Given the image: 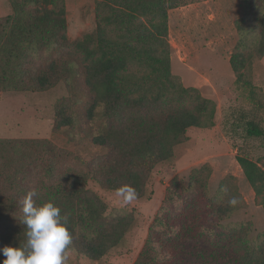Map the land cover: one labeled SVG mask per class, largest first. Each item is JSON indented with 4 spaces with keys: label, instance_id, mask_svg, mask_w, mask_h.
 Instances as JSON below:
<instances>
[{
    "label": "trees",
    "instance_id": "1",
    "mask_svg": "<svg viewBox=\"0 0 264 264\" xmlns=\"http://www.w3.org/2000/svg\"><path fill=\"white\" fill-rule=\"evenodd\" d=\"M185 1L96 0L95 31L71 42L66 0H9L13 13L0 16V93L43 92L64 81L69 96L55 105L53 130L77 129L105 152L85 159L48 138L0 137V248L26 242L21 201L35 191L37 204L51 200L67 216L68 250L101 259L138 212L110 208L88 184L111 191L131 185L144 198L154 168L173 157L187 131L216 124V103L172 77L168 12ZM242 1L229 62L252 107L233 111L224 126L243 139L264 138V102L249 75L264 57V0ZM237 160L264 208V169L247 155ZM210 175L203 165L188 184L170 180L133 264H264V230L251 236L252 223L230 222L244 205L234 177L212 197Z\"/></svg>",
    "mask_w": 264,
    "mask_h": 264
},
{
    "label": "rangeland",
    "instance_id": "2",
    "mask_svg": "<svg viewBox=\"0 0 264 264\" xmlns=\"http://www.w3.org/2000/svg\"><path fill=\"white\" fill-rule=\"evenodd\" d=\"M66 3L70 41L94 32L96 0H66ZM242 12V0H186L169 10L172 77L185 86L198 88L216 103V124L211 128L193 127L187 131L185 141L174 147L173 157L154 168L144 198L125 203L118 191L105 190L90 182L88 187L110 208L135 209L138 220L124 240L101 259L92 260L68 250L69 264H133L145 245L170 180L178 177L188 184L191 171L203 165L211 168L208 187L212 197L225 177H234L244 205L232 215L230 222L252 223L251 236L264 230V208L237 160L238 154H244L264 169V138L243 139L238 133H229L224 126L225 118L233 111L252 107L247 91L236 83L229 62L238 40L235 21ZM12 13L10 2L6 0L5 6L0 7V16ZM70 49L73 50V46ZM249 75L264 102V57L254 60ZM68 96L69 88L64 81L43 92H7L0 103V137L48 138L85 159L104 153L102 147L93 145L77 129L71 132L67 127L57 132L53 130L55 105ZM83 99L80 97L79 101ZM99 110L102 112L103 107ZM101 112L92 122L94 134L101 131Z\"/></svg>",
    "mask_w": 264,
    "mask_h": 264
},
{
    "label": "clouds",
    "instance_id": "3",
    "mask_svg": "<svg viewBox=\"0 0 264 264\" xmlns=\"http://www.w3.org/2000/svg\"><path fill=\"white\" fill-rule=\"evenodd\" d=\"M35 191H30L21 201L26 227V242L23 245H6L0 248L5 259L0 264H69L68 248L72 236L67 227V216L51 200L37 204ZM125 203L135 200L137 193L131 185L118 189ZM236 204L235 198L229 201Z\"/></svg>",
    "mask_w": 264,
    "mask_h": 264
},
{
    "label": "crops",
    "instance_id": "4",
    "mask_svg": "<svg viewBox=\"0 0 264 264\" xmlns=\"http://www.w3.org/2000/svg\"><path fill=\"white\" fill-rule=\"evenodd\" d=\"M1 2H2V5H1L0 7L5 6V4H6V0H2ZM6 93H7V92H1V93H0V103L2 102V99H3V97H4V95H5Z\"/></svg>",
    "mask_w": 264,
    "mask_h": 264
}]
</instances>
